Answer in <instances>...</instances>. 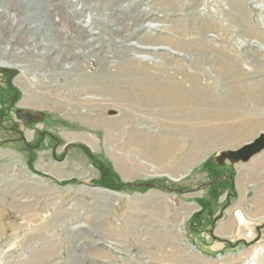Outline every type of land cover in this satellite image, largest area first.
Listing matches in <instances>:
<instances>
[{
  "label": "rangeland",
  "instance_id": "obj_1",
  "mask_svg": "<svg viewBox=\"0 0 264 264\" xmlns=\"http://www.w3.org/2000/svg\"><path fill=\"white\" fill-rule=\"evenodd\" d=\"M88 1L90 7L102 3L101 9L94 13H98L105 25H108V10L112 4L115 23L109 28H90L94 13L86 9ZM41 2L44 6L38 14L28 17L26 14L35 7L30 10L22 3L17 10L6 7L5 14L0 7V48L14 46L27 52L29 47V60L38 64L44 61L39 66L41 70L34 68L37 71L25 66L5 68L0 64V264H207L196 254L187 259L183 257L180 262L165 260L161 247L166 240L157 231L163 214L174 212L181 217L187 212L193 214L196 209L184 206L192 204H183V195L170 193L173 186L195 185L198 189L206 182L213 184L204 196L207 222L214 219L215 214L227 212L233 203L231 178L238 162L220 164L216 157L220 151L237 148L242 140L252 139L258 131L264 133V125L255 132L254 129L247 131L252 124L260 122L253 123L261 108L255 106L251 98L258 92L246 93L241 103L238 97L226 93L224 81L233 83L236 78L235 70L230 69L232 63L233 68L240 65L239 70L245 67L249 73L264 69V63L256 56L245 57L246 49L252 52V47L238 43L244 39L240 36L245 28L261 34L264 39V0ZM103 4H106V12H102ZM45 14L50 15L49 18H45ZM60 18L64 19L63 23ZM44 22L52 30L46 29L44 33L53 32L59 50H50L40 58L37 55L44 50L36 44L42 37L33 33L35 29L31 26L36 23L42 26ZM117 27H121L120 32L113 33ZM141 37H147L149 45L143 43ZM159 38L174 47L176 53L167 49L163 57L159 52L150 51L151 54L144 55L148 56L143 61L145 65L136 64L126 74L112 73L118 63H128L132 56H139L132 55L136 50L134 46L167 47L158 44ZM153 43L156 45H151ZM217 46L233 57L230 67L222 66V73L226 72L227 76L221 81L214 79L212 72L221 71L219 60L215 58L217 52L212 51V48L216 51ZM33 52L37 53L36 57ZM262 52L259 50L260 56ZM169 56L179 63L171 64ZM154 61L166 70L175 67L170 73L177 76L184 87L189 85L185 71L202 70L199 71L201 82L207 88L199 98L201 107L208 109L213 105L235 118L242 117L224 120L226 124L232 123L231 128L209 136L204 135L209 134L216 120L160 118L158 108H148L142 100V77L136 74L140 66H150L152 71ZM75 62L77 67L69 68L68 74L59 70L60 66ZM24 71L26 83L36 89L31 90L36 96L28 100L33 104L22 107L19 103L25 93L14 79ZM81 72L91 77L85 80ZM161 74L155 77L165 82L167 74ZM246 77L256 80L263 74ZM76 87L102 99V104L95 107L73 104ZM239 90L242 94L243 90ZM89 95L82 97H92ZM24 110L40 118L26 123L19 116ZM249 117H253L252 120H247ZM109 119L115 130L108 129L109 123L105 121ZM235 124L238 125L235 127ZM133 131L140 134L147 131L162 142H167V138L172 140L178 146L174 151H178L170 157L167 167L178 160L184 174L179 177L168 170L177 177L173 178L148 168L142 154L146 149L128 138ZM66 136L71 139L67 140ZM208 142L214 146H209ZM220 176L224 178L218 184ZM184 195L191 197V194ZM207 197L211 201H207ZM199 209L197 207V211ZM257 213L240 214L243 225L246 220L251 222L257 218L252 225L259 224L263 231L256 240L258 244L235 264H264V218L258 219L263 217L264 211ZM234 215L239 217V212L234 211ZM170 251L174 257L175 248L171 247Z\"/></svg>",
  "mask_w": 264,
  "mask_h": 264
},
{
  "label": "bare ground",
  "instance_id": "obj_2",
  "mask_svg": "<svg viewBox=\"0 0 264 264\" xmlns=\"http://www.w3.org/2000/svg\"><path fill=\"white\" fill-rule=\"evenodd\" d=\"M22 3L26 4V6L30 10L32 9V7L36 8V9L33 8L32 9L33 11H29L26 14L27 17H28V15L29 16H33L36 13L38 14V12L40 11V7L44 6V4L41 2V0H12V1H9V0H3L2 1L1 0L0 1V7L3 8L2 13L5 14L6 13V7H8V8L12 7L13 9L17 10L19 5H21ZM90 3H91L90 1H88V3H86V4H88V5H86V9L93 10V13L97 12L102 7L101 6L102 3H100V2H99V4H97V3L95 4L94 3L91 7L89 5ZM113 9L115 10L114 6L111 4L110 7H109V10H108L109 11V15H110V18L108 19V25L109 26L103 24L104 23V22H102L103 19H99L98 13H94L93 17H91L92 21L90 22L91 23L90 24V28H92V29H96V27H98L100 29H102V27L103 28H105V27L109 28L111 26L112 22L115 23V18H114L113 14H112ZM104 10H105V12L107 11L106 4L105 5L103 4L102 12H104ZM49 16L50 15L45 14V18H49ZM41 17H42L41 20H43L44 18H43L42 15H41ZM60 20H61L62 23L64 22L63 21L64 19L60 18ZM40 23H41V21H40ZM92 24H93V26H92ZM40 25L41 24L36 23L33 26H31V28L35 29V31L33 33H38V35H40L42 37V38L38 39V42H37L36 45L42 46L43 47L42 50H44V51L42 53L38 54V55H37V53L33 52L35 57L37 55V57L42 58L43 54L48 53V51H50V50L57 51L59 49H56V45L57 44L55 43V39L53 37V32L52 33H48V34L44 33V31H46V29L51 30V28L47 25V23H45L42 26H40ZM0 26H1V23H0ZM153 26H158V25H153ZM120 29H121V27H120ZM120 29H119V27L115 28L113 30V33L120 32ZM241 34L242 35L240 37H244V39L242 41L238 42V43H240L243 47L245 45H246V47L251 46L252 49H253L252 52L250 50L246 49L247 50L246 51L247 54L245 55V57H249L250 58V56L253 55V56H256V59L258 61L261 60L262 63H264V39L262 38V35L261 34H258V35L255 34V32L254 31H250L249 28L248 29L245 28L244 30H241ZM132 37H134V36L132 35ZM32 38H34V37L32 36ZM130 39H131V37H130ZM134 39H135V37H134ZM140 39L142 41H144L143 43H146V41L149 40V39H147V37H141ZM252 39L255 40V41H252L254 43V45H252L250 43V41ZM158 42H159L158 43L159 45H166L167 47L147 49V48L141 47V46H134V48L136 50H135V52H133L131 50L132 53H133L132 55L138 54L139 56H137V55H134L135 57L132 56L130 62H128V63H124V62H123V64L118 63V66L115 67V69L113 70L112 73L115 74V72H116L117 75L126 74L127 71L129 69L131 70L133 68V66L135 67L136 64H144L143 61L147 60V58H148V56L146 57L144 55H148V53L151 54L150 51L159 52V55H162L163 57H164V53H165L163 51H166L167 49L173 50L172 52L176 53V49L174 47L170 46L167 43L164 44L163 43V39L159 38ZM256 42H257V44H256ZM146 44L149 45L148 43H146ZM151 45H156V44L153 43ZM256 45H258V47L255 50L254 46H256ZM201 46H202V44H201ZM238 46H239V44H238ZM217 47L218 48L216 49V51L213 48H212V51H214L215 53L217 52L215 54V56H216L215 58H217L219 60L218 67H219V69H221V71L219 70L220 72H218V73H216L214 71H212V72L214 73L213 74V78L220 80L221 78L227 76L226 72L223 71L225 74L222 73V70H223L222 66L226 65L228 67L229 63L233 62V61L230 62L231 60H233L232 59L233 57L230 58L231 56H229L227 54V52H223V49L221 47H219V46H217ZM261 49L263 50V52H262V54L260 56L259 55V50H261ZM29 50H30L29 47H27V52H24L23 50L14 48V46L2 47V48H0V64L5 65V68L6 67L17 68L19 66H23V67L25 66L27 68H32L33 70H34V68H36L37 70H41L39 66H42L44 61L41 60L40 63L38 64V63H36L37 61L33 62L32 60H29L28 56H27V54L29 53ZM127 51H129V50H127ZM61 58H62V56H61ZM129 58H130V56H129ZM73 60H75V59H73ZM169 60H170L171 64L173 62L174 63H179L178 62L179 60L178 61L172 60L171 56H169ZM216 62H214V63H216ZM151 63L154 64V69L152 71H150L151 70L150 66H148V68L146 66L145 67L144 66H140L139 68L136 69V71H137L136 74H138V76L142 77L141 78L142 79V83H141V86H140V87H143L142 92H140L141 96H142V100L145 102V104H147L148 108L149 107L150 108H152V107L153 108H158V111L160 112V118H162V119H166L167 118V119L180 120V121H186V120L190 121V119L191 120H197V119H207V118L209 119V121H212V122H214L216 120L217 122L215 123V125L211 126V130L209 131V134L208 133L207 134L204 133L205 134L204 136H209L211 133H213L215 131L216 132H218V131L226 132L229 128H231L232 123L229 122V124H226V123H224V120L225 121H231V120L233 121L235 119H239V118L242 117V116L241 117L238 116V118L237 117L235 118V116L233 114L222 112L220 110L221 108L218 110L217 108H214L213 105H210L208 107V109H207V106L205 108L201 107V105L199 104V102L201 100L199 98L203 97V95L205 94V89L207 88V85L205 83L201 82L202 81V78H201L202 75L199 74V71H202V70L195 69V67H194L195 71H185L186 74H187V75H185V77L186 76L188 77V82H189L188 84L189 85H188V87H184L183 84L181 83V81H179L180 79H178L177 76H175V75L173 76L170 73L171 70L175 69V67L173 69L166 70L165 68L160 67L159 66L160 63H156V61L151 62ZM66 65H69V64H66ZM66 65L60 66L59 70L61 72L63 70L64 73L67 71V74H68V71H69L68 69L69 68L72 67V70H75V68L77 67L76 62L72 63L71 65H69L68 68H67ZM231 65L232 66H231L230 69H232L233 71L235 70L236 78L234 79L233 83H231V81H224L226 93H229V94L231 93V95H233L235 97H238L240 99V102L243 103V101H244V97L243 96L246 93L247 94L250 93L249 95H252L253 91H257L258 92L257 96H251V98L254 99L253 102L255 103V106H258L259 108H261L260 109L261 112H258V114L256 116H254L255 118L253 120V123L254 122L258 123L259 121L260 122H259V124H252L253 127H248L247 128L248 132H250L252 129H254L253 131L255 132V129L257 127H259L262 124L264 125V69L257 70V71L255 70L253 73H249V72L246 71L245 67H244L243 70H239L238 67L240 65H237L235 68H233V63ZM208 69H212V68L209 67ZM37 70H34V71H37ZM228 71H229V69H228ZM72 72H74V71H72ZM159 72H161L162 74H164V73L167 74L168 79L165 80V82H163V80L162 81L159 80L158 78L156 79L155 76ZM173 73H176V71H173ZM257 73L263 74V77L258 78L256 80H253V79H250V78L246 77L247 75H250V74L253 75V74H257ZM26 74L27 73L24 71V72H22L21 75L19 74L14 79V82L19 87H21L22 90L25 93V96L23 97V99L19 103L22 107L28 106V105H30V103L33 104L34 103L33 101L32 102L30 101V103H29L28 100L30 98H32V97L35 99V96H36L35 93L31 92V90H36V89L34 87H31V85L29 83H26L27 82L25 80ZM232 74H233V72H232ZM81 76L86 78L85 80H88V78L91 77L90 75H88L85 72H81ZM228 76H230V75H228ZM230 78H231V76H230ZM230 78H228V79H230ZM223 80H224V78H223ZM248 80H250V81H248ZM139 81H141V80H139ZM213 85H215V84L213 83ZM138 86L136 87L137 89L139 88ZM240 88L243 90L242 94H240V90H239ZM247 89H249V90L247 91ZM207 93H208V91H207ZM37 94L41 95L43 93H37ZM84 95L86 96V95H89V94L87 92H85L84 89H81L80 87H76V99H74V102H72V103L73 104H75V103L76 104L77 103L86 104V106L93 105V107L97 106L98 104H102V102L100 101L102 99H98L94 95H89V96H92V97H86L84 99L82 97ZM37 97H39V96H37ZM50 99L51 98H49V100ZM192 101H193V106H191ZM223 101H224V99H223ZM228 102H230V101H228ZM252 118L253 117H249V118H247V120H249V119L252 120ZM105 122H106V124L109 123L107 125L108 129H111V130H115L116 129L115 127H113V124H112L113 121H111L110 119L106 120ZM242 123H244V121H242ZM237 125L238 124H235V127ZM145 132H146L145 134H140V133H137V132L133 131L128 136V138L130 140L134 141V142L136 141L137 145H140V146L143 145V147L146 149V150H143L144 153H142V154H143V158H144L143 160H145V164L148 165V168L152 169V171L153 170H157V171H155V173H157V172H158V174L159 173H165V174L167 173V175H169V176H171L173 178H177L176 176H173L172 174H170L168 172V170H173L175 173L178 174L177 176L181 177L184 174V172H183L184 170H182V168H181L182 164L178 160H176L175 162L172 161L173 165L170 166L169 168L167 167V162L170 160V157L172 158V156L175 154V152L178 151V150L174 151V150H176V148H178V146H176L175 143H173L172 140L170 141V139H168V138H167V140H168L167 142H165V141L162 142V141H159V140L155 139L153 136L149 135V133L147 131H145ZM260 134H262V133H259L257 136H259ZM75 137L77 138V136H75ZM210 137H213V136L211 135ZM66 139L70 140L71 138H67V136H66ZM72 139H75V138H72ZM249 142H247V143H249ZM139 143H141L142 145L139 144ZM247 143H245L243 145H246ZM208 145L210 146L212 144L208 142ZM212 146H214V145H212ZM229 146H231V145H229ZM242 146H240L239 148H241ZM239 148H236V149H239ZM236 149H229L228 148L227 150L224 149L225 151L224 150L223 151L224 152H229V151H235ZM220 152L222 153V151H220ZM174 159H175V157H174ZM227 161L228 160H226L223 164H225ZM238 163H240V162H238ZM263 165H264V161L258 162V161L252 160L249 163V166H251V168L255 169V170H260ZM254 191H255V196L252 198V201H251L252 202V206L254 207V210H256V212H258V213L262 212L263 213V211H264V186L261 187V186L257 185L255 187ZM260 193H261V196H260ZM184 206H186L187 208H189V207L190 208H196V207H192L193 205H184ZM246 214L250 215L251 213H246ZM254 214H255V212H254ZM239 217H240V219L242 217V215H240V213H239Z\"/></svg>",
  "mask_w": 264,
  "mask_h": 264
},
{
  "label": "crops",
  "instance_id": "obj_3",
  "mask_svg": "<svg viewBox=\"0 0 264 264\" xmlns=\"http://www.w3.org/2000/svg\"><path fill=\"white\" fill-rule=\"evenodd\" d=\"M261 132L258 131L252 139L242 140L240 146L253 140ZM229 149H236V147H229ZM252 160L264 161V149L253 155L247 162L237 164L236 172L234 175L232 174L233 178H231L234 185V194L231 198L229 196L233 203L228 207L227 212L215 214L214 219H210L208 222L205 219L207 211L204 208V196L208 195L207 192L213 184L206 182L204 187H199L198 189L195 185L186 187L173 186L174 188H171L170 193L172 192L177 196L183 195L181 196L184 198L183 204H192L196 209L193 210V214H191L192 212H187L186 215L181 217L179 213L174 214V212L171 215H167L169 218L163 214L157 234L159 233L158 235L163 236L166 240L164 246L161 247L165 260L177 262L179 260L180 262L183 257L187 259L196 254V257L206 261L207 264H235L241 261L239 258L244 257V253L249 252L250 249L258 244V238L263 230L259 224L252 225L257 218L251 222L246 220L243 225L240 217L234 215L236 210L240 214L244 212L257 213L251 201L255 196V187L257 185L264 186V165L260 170L252 169L249 166ZM223 178L224 176H220V181H217L218 184L221 183ZM201 185L199 184V186ZM196 192L198 193L196 194ZM184 194H191V197L186 198ZM206 200L211 201V198L207 197ZM197 207L201 208V210L197 211ZM263 218L264 214L263 217L258 219ZM171 247L176 250V253H172V255L175 254L174 257L170 255ZM218 253L221 255L220 257L216 256Z\"/></svg>",
  "mask_w": 264,
  "mask_h": 264
},
{
  "label": "water",
  "instance_id": "obj_4",
  "mask_svg": "<svg viewBox=\"0 0 264 264\" xmlns=\"http://www.w3.org/2000/svg\"><path fill=\"white\" fill-rule=\"evenodd\" d=\"M20 118L24 122H28L29 120L35 121L40 118L39 115H35L29 111H20L19 113ZM264 149V133L260 134L252 141L243 145L241 148L236 149L235 151L229 152H220L216 157L217 163L223 164L226 160L234 163V162H246L248 161L253 155L261 152Z\"/></svg>",
  "mask_w": 264,
  "mask_h": 264
}]
</instances>
